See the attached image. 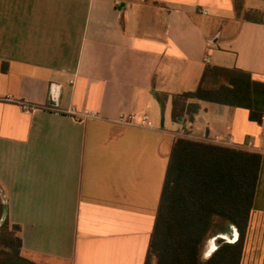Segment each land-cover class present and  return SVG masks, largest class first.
I'll return each instance as SVG.
<instances>
[{"label":"crops","instance_id":"obj_1","mask_svg":"<svg viewBox=\"0 0 264 264\" xmlns=\"http://www.w3.org/2000/svg\"><path fill=\"white\" fill-rule=\"evenodd\" d=\"M249 11L264 14V0H0V226L17 228L20 257L145 264L178 138L261 155L246 242L255 229L264 242V119L205 101L193 122L171 118L172 96L207 65L264 83V23ZM128 113L155 128L115 124Z\"/></svg>","mask_w":264,"mask_h":264},{"label":"trees","instance_id":"obj_2","mask_svg":"<svg viewBox=\"0 0 264 264\" xmlns=\"http://www.w3.org/2000/svg\"><path fill=\"white\" fill-rule=\"evenodd\" d=\"M155 97L163 108L167 96ZM200 101L246 109L249 120L258 124L264 119V83L239 69L205 66L194 91L172 96V120L193 122ZM260 163L257 152L176 139L145 264H240ZM232 229L237 234L234 242L203 256L209 239L218 234L231 237ZM16 230L6 221L0 226V264H33L20 257Z\"/></svg>","mask_w":264,"mask_h":264},{"label":"built area","instance_id":"obj_3","mask_svg":"<svg viewBox=\"0 0 264 264\" xmlns=\"http://www.w3.org/2000/svg\"><path fill=\"white\" fill-rule=\"evenodd\" d=\"M205 61H207L206 58H205ZM6 100L9 101L10 98H6ZM17 104L20 106V108L23 111H26V112H33L38 109L37 105L30 104L24 101H18ZM64 113L73 117L77 121H84L87 119H98L99 118V114L96 111L87 110V109L77 111L74 108H70L66 110ZM115 124L118 126L143 128V129H154L155 128L154 124L145 115L138 116L134 113L119 115L118 118H116L115 120ZM213 141L216 143L218 142L220 144L226 143L224 140L218 139L216 136L213 138Z\"/></svg>","mask_w":264,"mask_h":264},{"label":"rangeland","instance_id":"obj_4","mask_svg":"<svg viewBox=\"0 0 264 264\" xmlns=\"http://www.w3.org/2000/svg\"><path fill=\"white\" fill-rule=\"evenodd\" d=\"M243 17H245L247 19H257V20L264 21V14H261V13H258V12L249 11L246 14L244 13ZM250 223H252V219H251V222H250V217H249L248 226H249ZM252 229H253V225H251V230ZM246 233H247V231H246ZM251 233H252V237L253 238H255V235L258 237V239H257L258 242H246L247 234H245L243 251H244L245 248H246V251H244V253L242 255L241 264H249L250 260H251L252 264H260L258 258L260 257L261 252H262V250L264 248V242H259L261 231L259 229H255ZM209 240L205 244V248H204V252H203V256L204 257H208V254H209V244H208Z\"/></svg>","mask_w":264,"mask_h":264},{"label":"water","instance_id":"obj_5","mask_svg":"<svg viewBox=\"0 0 264 264\" xmlns=\"http://www.w3.org/2000/svg\"><path fill=\"white\" fill-rule=\"evenodd\" d=\"M237 239V234L234 229H232V236L229 237L228 235L225 234H218L212 237L209 240V254L208 256L215 250L217 249L221 244L223 243H228V242H234Z\"/></svg>","mask_w":264,"mask_h":264}]
</instances>
